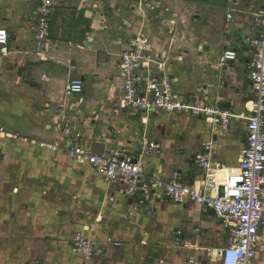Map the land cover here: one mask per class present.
Returning <instances> with one entry per match:
<instances>
[{"label": "crops", "instance_id": "obj_1", "mask_svg": "<svg viewBox=\"0 0 264 264\" xmlns=\"http://www.w3.org/2000/svg\"><path fill=\"white\" fill-rule=\"evenodd\" d=\"M145 1L56 0L47 49L39 56L33 53L38 0H0V29L8 35V54H0V126L28 139H0V264H221L217 251L226 247L227 232L211 209L140 203L90 165L29 142H52L61 122L80 133L83 147L96 142L103 153L115 148L133 154L146 173L164 181L177 174L195 189L210 177L197 163L210 143L209 173L219 183L227 174L237 179L246 146L238 115H250L253 99L241 38L263 0H224L210 9L187 0ZM191 18L195 25L186 24ZM165 22L169 28L158 35L153 24ZM171 29L177 35L171 37ZM178 32L183 42L172 50L167 42H176ZM140 33L172 53L183 94L206 97L232 115L227 128L187 115L144 117L115 105L119 55L127 38ZM227 48L238 51V61L220 66ZM72 78L82 80V93H66ZM145 141L159 150L141 153ZM77 232L97 242L105 258L84 263L72 253ZM253 264H264V229Z\"/></svg>", "mask_w": 264, "mask_h": 264}, {"label": "built area", "instance_id": "obj_2", "mask_svg": "<svg viewBox=\"0 0 264 264\" xmlns=\"http://www.w3.org/2000/svg\"><path fill=\"white\" fill-rule=\"evenodd\" d=\"M38 2L33 21L34 53L41 56L47 49L56 0ZM140 4L148 5L145 0H140ZM226 19L230 21L231 16L227 15ZM248 30L249 33L241 38V44L247 48V78L253 99L250 115H238L239 119L245 121L246 146L235 181H231L227 174V179L219 183L209 173L212 165L208 160L210 143L204 146L206 154L197 158L198 166L210 177L204 180L200 189H195L193 185L184 183L177 174L164 181L154 173H146L138 157L119 149L110 148L102 155L94 154L90 147L81 145L80 133L66 124L61 125V122L56 127L52 142H29L90 165L104 180L121 186L125 196L140 203L190 202L211 209L227 232L226 247L217 251L221 264H253L259 232L264 229V0L259 12L250 18ZM117 42L121 43L120 39ZM0 54H8V35L4 29H0ZM173 57L172 53L155 47L145 34L128 37L117 63V90L120 96L115 105L144 117L152 113L187 115L206 120L212 128H227L232 117L228 111L216 103H209L206 97L185 95L179 90L176 75L172 72ZM238 58L239 53L235 49H223L219 65L234 63ZM65 90L68 95L82 93V80L70 79ZM5 138L28 140L19 134L8 133L0 126V139ZM158 150L155 142L145 141L141 145V153H156ZM69 245L71 252L79 254L84 263L106 256L97 242L81 232L71 237ZM189 262L193 263V260ZM30 264L44 263L36 261Z\"/></svg>", "mask_w": 264, "mask_h": 264}, {"label": "rangeland", "instance_id": "obj_3", "mask_svg": "<svg viewBox=\"0 0 264 264\" xmlns=\"http://www.w3.org/2000/svg\"><path fill=\"white\" fill-rule=\"evenodd\" d=\"M173 3H175L176 2V0H173L172 1ZM187 2L188 3H191V5H193V6H195V7H198V8H203V7H206V8H208V9H210L209 7H212L213 5H217V3L218 4H220V2H216V1H213V0H208V1H204V0H187ZM192 12L193 13H197V11L196 10H192ZM35 18V17H34ZM165 24V25H164ZM164 24H156V25H154L153 24V26H154V28L155 29H157L156 30V32L158 33V35L160 34V35H162L163 34V29L162 28H169V27H167L166 25H167V22H165ZM186 24L188 25V24H191V25H195L196 23H195V20H194V18H191L188 22H186ZM161 29H160V28ZM170 34V33H169ZM177 35L176 34V32L174 31V30H172L171 29V37L173 36V35ZM178 34H179V38L178 37H176L175 38V40H176V42L174 41V43L173 42H171V40H169V42H167V44H168V47H170V48H173L172 50H174V49H176V48H174L173 47V45L175 44V43H179V41H180V43L182 44V42H183V33L182 32H178ZM146 35V34H145ZM147 36V35H146ZM169 38H167V40H168ZM171 39H173V38H171ZM186 39L187 40H189V37L186 35ZM185 42H187L186 40H185ZM161 43V42H160ZM178 51H180V49L179 48H177V52ZM181 51H184V49H182L181 48ZM33 53H34V51H33ZM35 55H37L36 53H34ZM179 55H180V57H181V54L179 53ZM53 113L54 114H58L59 113V110H58V108H54V110H53ZM133 119L134 120H136L137 122H139V120H138V118H136V117H133ZM22 136V135H21Z\"/></svg>", "mask_w": 264, "mask_h": 264}, {"label": "water", "instance_id": "obj_4", "mask_svg": "<svg viewBox=\"0 0 264 264\" xmlns=\"http://www.w3.org/2000/svg\"><path fill=\"white\" fill-rule=\"evenodd\" d=\"M90 150H91V152L94 153V154L102 155V154H103V151H104V145L101 144V143L93 142V143L90 145ZM213 214H214V213H213Z\"/></svg>", "mask_w": 264, "mask_h": 264}]
</instances>
